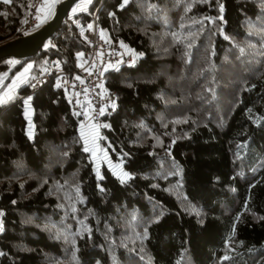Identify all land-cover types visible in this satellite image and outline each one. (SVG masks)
I'll return each instance as SVG.
<instances>
[{"label": "trees", "instance_id": "obj_1", "mask_svg": "<svg viewBox=\"0 0 264 264\" xmlns=\"http://www.w3.org/2000/svg\"><path fill=\"white\" fill-rule=\"evenodd\" d=\"M33 1L0 0V44ZM94 14L139 54L106 72L97 131L123 182L56 78L28 95L78 68ZM27 63L0 104V264H264V0H89L34 56L0 60L3 86Z\"/></svg>", "mask_w": 264, "mask_h": 264}, {"label": "built area", "instance_id": "obj_2", "mask_svg": "<svg viewBox=\"0 0 264 264\" xmlns=\"http://www.w3.org/2000/svg\"><path fill=\"white\" fill-rule=\"evenodd\" d=\"M42 1L32 2L28 16L15 37L30 34L42 26L48 14V18L51 17L58 0L55 3L53 0H48L51 10L44 18L37 19L38 5ZM100 30L96 14H94L89 24L81 31L82 37L87 42L88 51L81 54L78 68L74 71H67L53 65L48 71L31 80L28 92V95H31L45 80L53 76L66 92L71 93L68 101L80 117L81 124L84 126L92 124L98 130L103 126L102 115L112 108L116 101V93L108 91L105 86V74L108 70L115 69L133 59L130 50H126L119 41L102 36Z\"/></svg>", "mask_w": 264, "mask_h": 264}, {"label": "water", "instance_id": "obj_3", "mask_svg": "<svg viewBox=\"0 0 264 264\" xmlns=\"http://www.w3.org/2000/svg\"><path fill=\"white\" fill-rule=\"evenodd\" d=\"M79 0H61L49 20L35 31L25 36L12 38L0 44V60L14 57L18 59L34 56L61 26L70 10Z\"/></svg>", "mask_w": 264, "mask_h": 264}, {"label": "rangeland", "instance_id": "obj_4", "mask_svg": "<svg viewBox=\"0 0 264 264\" xmlns=\"http://www.w3.org/2000/svg\"><path fill=\"white\" fill-rule=\"evenodd\" d=\"M48 0H43L42 2L39 3L38 5V14H37V17L39 16V18L46 16L48 11L51 10L50 8H48L49 4H48ZM89 3V0H79L74 6L73 8L71 9V11H73V9H76V11H83L86 9L87 5ZM51 14V12H50ZM48 17H49V14H48ZM47 17V18H48ZM100 33L102 36H105L106 37V34L105 32L101 29L100 30ZM123 46L126 50H130L131 51V54H132V58L133 60L137 57H139V54L136 53L134 50H131L127 44L123 43ZM32 63H27V65H25L20 71H18L12 78V80L10 81V84L15 82L16 80L18 81V79H20L21 77H24L23 75V71L27 68V66ZM27 73H29V71H27ZM1 79L0 80H3L5 78V75L2 74L1 75ZM16 81V82H17ZM27 80H22L19 85H25L27 84ZM58 84V83H57ZM11 90V89H10ZM67 95L69 96L71 93L70 92H66ZM3 95V94H2ZM5 97H7V93L4 94ZM3 95V96H4ZM4 98V97H3ZM14 98V97H13ZM27 101V103H26ZM24 106H25V113L27 114V116H29L30 114V102H29V99L28 97L27 98H24ZM115 106V104L112 106V108ZM91 124H89L88 126H84V125H80V128L83 126L85 128V131L86 133H89L91 134L90 138L88 140H84V143H85V146L86 147H89L90 148V155H91V158L96 166L99 167L101 166V164H105L107 165L110 169H112L114 171L115 174L119 175L120 177L124 176L125 173H122L121 171V168H120V164L118 162H114L112 161L111 159V156L109 154V151L106 147H101L99 145V141H98V129H96L95 127L93 128H89ZM84 139V138H83ZM87 141V143H86ZM93 152H95V156H93Z\"/></svg>", "mask_w": 264, "mask_h": 264}, {"label": "crops", "instance_id": "obj_5", "mask_svg": "<svg viewBox=\"0 0 264 264\" xmlns=\"http://www.w3.org/2000/svg\"><path fill=\"white\" fill-rule=\"evenodd\" d=\"M28 71H29V69H28ZM22 73H23L24 77H21L20 79H18V81L16 80L17 82L15 81L11 84L9 82L5 86H3L5 78L3 80H0V98L4 97L3 99L6 101L7 99H9L8 97H13L15 95L17 87L19 86V83L22 80L26 79L28 77V74H29V73L25 72V70ZM1 78L2 77H0V79ZM5 93H7V97H5V95H4ZM93 127H94V125H92V124L89 126V128H93ZM85 131H86L85 128L82 126L80 128V133H81L82 137L84 138V140H88L90 138L91 134L86 133L87 131L86 132ZM0 226H1V213H0Z\"/></svg>", "mask_w": 264, "mask_h": 264}, {"label": "snow or ice", "instance_id": "obj_6", "mask_svg": "<svg viewBox=\"0 0 264 264\" xmlns=\"http://www.w3.org/2000/svg\"><path fill=\"white\" fill-rule=\"evenodd\" d=\"M4 2L5 3H8L9 2V0H4ZM55 2H57V0H53V3H55ZM128 2V0H124V3L126 4ZM124 5L122 4L121 5V7H123ZM73 11H76V9H73ZM37 19H39V16L37 17ZM37 26H39V25H37ZM89 28H91V25H89ZM11 63H18V61H12ZM82 66V65H81ZM32 67V65L31 64H29L28 66H27V68L25 69V72H27L28 71V69H30ZM9 99L11 98V97H8ZM31 98L29 97V100H30ZM6 101L3 99V98H0V104H2V103H5ZM26 103H27V101H26ZM103 111V110H102ZM86 143H87V141H86ZM86 152H88V151H90V148L89 147H85V149H84ZM93 154V156H95V152H93L92 153ZM127 178V174L125 173L124 174V176H122L121 177V181L123 182L124 181V179H126Z\"/></svg>", "mask_w": 264, "mask_h": 264}]
</instances>
